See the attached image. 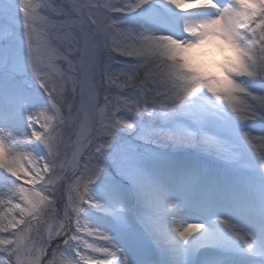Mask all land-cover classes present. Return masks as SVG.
Returning a JSON list of instances; mask_svg holds the SVG:
<instances>
[{
  "label": "snow or ice",
  "instance_id": "obj_1",
  "mask_svg": "<svg viewBox=\"0 0 264 264\" xmlns=\"http://www.w3.org/2000/svg\"><path fill=\"white\" fill-rule=\"evenodd\" d=\"M0 264H264V0H0Z\"/></svg>",
  "mask_w": 264,
  "mask_h": 264
},
{
  "label": "rangeland",
  "instance_id": "obj_2",
  "mask_svg": "<svg viewBox=\"0 0 264 264\" xmlns=\"http://www.w3.org/2000/svg\"><path fill=\"white\" fill-rule=\"evenodd\" d=\"M204 51L207 52V55L203 57V59H205V60L211 61L213 59H215V60L221 59V54L213 46H206V48L204 49ZM183 157L184 156L181 157L180 155H173V158L171 156V157H168V159H172L174 161L185 160Z\"/></svg>",
  "mask_w": 264,
  "mask_h": 264
}]
</instances>
